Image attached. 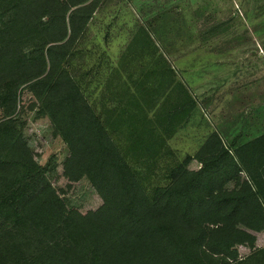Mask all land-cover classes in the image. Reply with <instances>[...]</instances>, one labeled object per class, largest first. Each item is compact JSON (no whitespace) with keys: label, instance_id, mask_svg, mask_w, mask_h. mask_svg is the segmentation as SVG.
Wrapping results in <instances>:
<instances>
[{"label":"trees","instance_id":"1","mask_svg":"<svg viewBox=\"0 0 264 264\" xmlns=\"http://www.w3.org/2000/svg\"><path fill=\"white\" fill-rule=\"evenodd\" d=\"M86 1L0 0V64L9 60L25 73L4 96L11 102L7 114L14 111L18 87L27 83L68 147L66 176L86 178L101 198L97 207L74 218L15 133L12 118L0 121V142L13 141L8 153L0 151V235L11 245V264L237 259L239 244L255 239L249 229L264 224V132L229 145L220 134L209 135L193 156L197 165L187 167V159L176 165L172 180L149 196L62 66L94 9L86 10Z\"/></svg>","mask_w":264,"mask_h":264},{"label":"rangeland","instance_id":"2","mask_svg":"<svg viewBox=\"0 0 264 264\" xmlns=\"http://www.w3.org/2000/svg\"><path fill=\"white\" fill-rule=\"evenodd\" d=\"M82 5L94 9L62 66L149 196L172 180L176 165L186 159L187 167L197 165L193 156L209 135L220 134L227 145L226 138H238V144L264 124L259 107L264 65L258 57L264 59V0H87ZM24 75L9 60L0 64V121L12 118L15 133L78 218L101 198L86 178L66 176L68 147L27 83L18 87L14 111L7 114L11 102L4 96ZM12 142L1 139L0 151L8 153ZM249 231L254 241L239 244L238 258L228 264H264V224ZM30 234L34 241L36 234ZM18 237L24 240L23 234ZM10 247L0 235V264L13 261Z\"/></svg>","mask_w":264,"mask_h":264},{"label":"crops","instance_id":"3","mask_svg":"<svg viewBox=\"0 0 264 264\" xmlns=\"http://www.w3.org/2000/svg\"><path fill=\"white\" fill-rule=\"evenodd\" d=\"M264 47V46H263ZM262 55V54H261ZM263 56V55H262ZM259 61L263 63L264 65V59H262V57L259 55ZM259 107H264V104L263 105H260ZM261 125V126H259ZM259 125H256L254 126L253 128H251V130L249 131L250 133L245 135V136H242L241 139H244V142L255 137V136H258L259 134L263 133L264 132V124H259ZM226 138V136H225ZM228 140V143H230V140L232 141V138H226ZM238 142V138H236V143ZM241 142H239L238 144H240ZM243 143V142H242Z\"/></svg>","mask_w":264,"mask_h":264}]
</instances>
